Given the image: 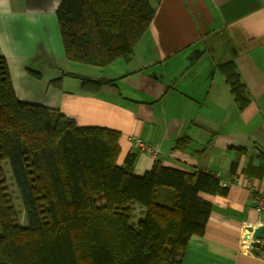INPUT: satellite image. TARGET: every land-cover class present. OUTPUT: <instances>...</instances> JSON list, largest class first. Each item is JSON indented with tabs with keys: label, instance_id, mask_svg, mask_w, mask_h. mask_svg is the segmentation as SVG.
Segmentation results:
<instances>
[{
	"label": "crops",
	"instance_id": "1",
	"mask_svg": "<svg viewBox=\"0 0 264 264\" xmlns=\"http://www.w3.org/2000/svg\"><path fill=\"white\" fill-rule=\"evenodd\" d=\"M62 0H0V56L17 96L60 109L79 126L121 134L119 162L133 171L164 166L216 175L226 193L212 202L205 231L190 238L182 264H264L248 227L264 225V0H151L156 10L130 62L79 64L66 56L57 10ZM234 61L246 88L244 108L222 65ZM79 74L115 81L83 89ZM159 146L153 156L135 138ZM184 138L181 147L176 146ZM161 187L159 199L172 200ZM143 208L137 206L135 220Z\"/></svg>",
	"mask_w": 264,
	"mask_h": 264
},
{
	"label": "trees",
	"instance_id": "2",
	"mask_svg": "<svg viewBox=\"0 0 264 264\" xmlns=\"http://www.w3.org/2000/svg\"><path fill=\"white\" fill-rule=\"evenodd\" d=\"M155 13L151 0H62L57 18L66 56L93 66L130 62ZM222 68L244 108L234 61ZM70 75L83 80V89L115 83ZM120 138L117 130L79 126L60 109L21 100L0 56V264H182L190 238L204 233L211 214L202 194L228 189L210 172L160 159L137 175L135 153L119 162ZM3 160L22 211L10 197ZM161 187L173 190L171 201L159 199ZM137 206L143 209L135 220Z\"/></svg>",
	"mask_w": 264,
	"mask_h": 264
},
{
	"label": "rangeland",
	"instance_id": "3",
	"mask_svg": "<svg viewBox=\"0 0 264 264\" xmlns=\"http://www.w3.org/2000/svg\"><path fill=\"white\" fill-rule=\"evenodd\" d=\"M86 66H89V65H86ZM2 167H3L4 173H5V178L7 181V187H8L10 197H11L12 201L14 202V204L16 205V207H18L22 211L23 204H22V201L20 199V195L18 193L17 187L15 185L14 178L12 176V170H11V166H10L9 161L3 160ZM166 189L173 191L171 188H166ZM19 220L21 223H23L26 220L23 212H21L19 214Z\"/></svg>",
	"mask_w": 264,
	"mask_h": 264
},
{
	"label": "built area",
	"instance_id": "4",
	"mask_svg": "<svg viewBox=\"0 0 264 264\" xmlns=\"http://www.w3.org/2000/svg\"><path fill=\"white\" fill-rule=\"evenodd\" d=\"M134 144H135L136 148L141 149V150H143V151H145V152H147V153H149L155 157L158 156L161 152V149L159 148V146L152 144V143H149L146 140H143V139L138 138V137L134 139ZM253 199L256 203V205H255L256 210L259 212H263L264 211V197L255 195L253 197ZM247 233H248V231H247ZM246 237H247V239H249L247 234H246ZM251 240H252V237H250L249 242Z\"/></svg>",
	"mask_w": 264,
	"mask_h": 264
},
{
	"label": "water",
	"instance_id": "5",
	"mask_svg": "<svg viewBox=\"0 0 264 264\" xmlns=\"http://www.w3.org/2000/svg\"><path fill=\"white\" fill-rule=\"evenodd\" d=\"M247 236H251L253 241L252 245L255 247V251L258 252V247L261 245L260 239L264 236V225H261L259 227L253 228L252 226H249L248 228Z\"/></svg>",
	"mask_w": 264,
	"mask_h": 264
}]
</instances>
